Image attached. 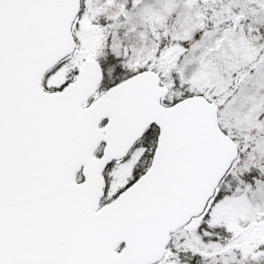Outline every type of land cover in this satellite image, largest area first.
<instances>
[{
    "label": "snow or ice",
    "instance_id": "obj_1",
    "mask_svg": "<svg viewBox=\"0 0 264 264\" xmlns=\"http://www.w3.org/2000/svg\"><path fill=\"white\" fill-rule=\"evenodd\" d=\"M0 264H264V0H0Z\"/></svg>",
    "mask_w": 264,
    "mask_h": 264
}]
</instances>
